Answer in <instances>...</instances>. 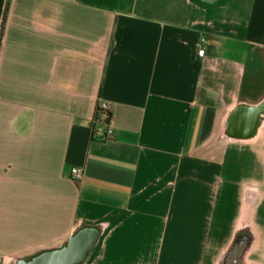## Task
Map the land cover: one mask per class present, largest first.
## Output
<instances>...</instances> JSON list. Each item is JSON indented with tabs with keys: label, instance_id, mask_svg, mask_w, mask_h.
<instances>
[{
	"label": "crops",
	"instance_id": "crops-1",
	"mask_svg": "<svg viewBox=\"0 0 264 264\" xmlns=\"http://www.w3.org/2000/svg\"><path fill=\"white\" fill-rule=\"evenodd\" d=\"M80 229L76 264H264V0H0V264Z\"/></svg>",
	"mask_w": 264,
	"mask_h": 264
},
{
	"label": "water",
	"instance_id": "water-1",
	"mask_svg": "<svg viewBox=\"0 0 264 264\" xmlns=\"http://www.w3.org/2000/svg\"><path fill=\"white\" fill-rule=\"evenodd\" d=\"M92 238L86 229H80L61 246L38 252L19 264H76L85 254Z\"/></svg>",
	"mask_w": 264,
	"mask_h": 264
},
{
	"label": "built area",
	"instance_id": "built-area-1",
	"mask_svg": "<svg viewBox=\"0 0 264 264\" xmlns=\"http://www.w3.org/2000/svg\"><path fill=\"white\" fill-rule=\"evenodd\" d=\"M198 53H203V47L198 49ZM111 112L108 102L101 100L97 103L93 118L91 121V135L96 137H108L112 131L110 127ZM70 176L79 179L83 173V169L79 166L72 165L69 168Z\"/></svg>",
	"mask_w": 264,
	"mask_h": 264
},
{
	"label": "trees",
	"instance_id": "trees-1",
	"mask_svg": "<svg viewBox=\"0 0 264 264\" xmlns=\"http://www.w3.org/2000/svg\"><path fill=\"white\" fill-rule=\"evenodd\" d=\"M7 6V5H6ZM5 12H6V9H5ZM5 12H4V15H5Z\"/></svg>",
	"mask_w": 264,
	"mask_h": 264
}]
</instances>
